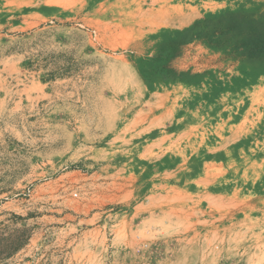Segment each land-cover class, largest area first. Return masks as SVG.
<instances>
[{"label": "rangeland", "instance_id": "1", "mask_svg": "<svg viewBox=\"0 0 264 264\" xmlns=\"http://www.w3.org/2000/svg\"><path fill=\"white\" fill-rule=\"evenodd\" d=\"M0 264H264V0H0Z\"/></svg>", "mask_w": 264, "mask_h": 264}, {"label": "trees", "instance_id": "2", "mask_svg": "<svg viewBox=\"0 0 264 264\" xmlns=\"http://www.w3.org/2000/svg\"><path fill=\"white\" fill-rule=\"evenodd\" d=\"M175 54V47L171 46L168 49H161V51L157 54L158 57L160 58V60H166V61H170L169 59L171 57H173ZM153 76L157 77V78H176L177 74L175 73L174 70H172V68L167 67V66H163V67H156L153 70Z\"/></svg>", "mask_w": 264, "mask_h": 264}]
</instances>
